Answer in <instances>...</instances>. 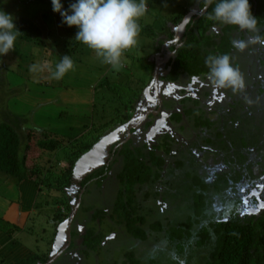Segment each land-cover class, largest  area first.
I'll return each instance as SVG.
<instances>
[{"label":"trees","instance_id":"obj_1","mask_svg":"<svg viewBox=\"0 0 264 264\" xmlns=\"http://www.w3.org/2000/svg\"><path fill=\"white\" fill-rule=\"evenodd\" d=\"M62 2L64 8L68 9L74 0H62ZM210 2L207 12L202 17L195 21L191 19L188 23L180 43L171 44L166 49L162 39L157 41L155 54L150 64L147 62V57H136L135 53L127 55L131 61L122 60L123 66L116 71H113L111 65L105 64L106 68L109 67L105 70V77L92 90V94L95 92L97 98V100L94 98L95 103L93 96L91 99L93 115L99 114L94 112V108L99 104L102 109L106 105L113 104L116 106L114 111H117L118 114L114 116L110 114V118L118 117L116 124L111 123L110 126L102 130L105 123L99 126L96 122L90 123V126L85 125V128H81L78 138L72 139L57 136L47 129L35 128L28 124L23 116L1 108L0 172L13 177L18 183H32L40 194H47V199L51 200V203H48L47 200L43 203L59 211L57 212L59 214L55 216L53 236H57V226L69 219L81 193V204L74 221L82 225L84 231L79 233L78 229L74 228L72 244L67 250L72 253L75 251V254L71 257L63 253L52 264H90L91 255L98 257L96 264H106L101 258V250L107 242L114 243L116 241H126L127 244H133L136 241L141 244L151 242L154 249L148 251L141 248L137 254L133 249L123 248L120 250V254L117 253L108 264H264V165L260 167L259 177L255 178L249 170V164L245 161L242 163L240 160L242 157L237 154L236 160L229 161L235 169L231 170L228 177L220 179L223 185L207 184L197 176L195 171L192 172L196 161L193 157L188 159L182 155L185 147L179 149L177 159L167 162L161 157L159 147L153 146L149 150L144 146L145 150L136 149L132 153V149H129L132 147L130 145L132 139H130L123 148L117 149L115 152H112L113 147L110 149V154L114 157L106 167L108 171L117 172L114 177L118 189L107 213L93 211V208L85 203L90 192L89 184L86 186L87 183L93 177L105 173L107 171L104 170L105 167L92 175L85 176L82 182L73 181V172L78 160L88 153L103 136L108 135L113 130V126L119 127L123 122L128 121L132 116L130 113H133L131 110L133 103L137 104L141 100L145 83L133 80V77L125 73L128 64L132 62V64L143 66V68L145 65L152 68V62L154 63L175 51L166 65L162 67V69L168 70V77L164 78L165 81H173L178 77H196L209 73L205 64L208 55H229L234 49L232 45L234 40L249 41L250 36L255 39L264 38V0H249L252 14L257 18L258 31L256 32L241 31L237 26L209 20L208 16L212 13L218 0H210ZM206 4L207 0H201L200 8ZM50 13H54L53 10ZM183 14L180 13L172 18L171 24L182 20ZM56 18L59 19V22L56 21ZM15 22L21 32L16 43L24 44L26 49H30V52L33 49L36 52L35 55L30 54L29 51L24 54L25 58L29 57L30 60L36 61L41 57V51L50 52V49H53L55 52H50L47 58L54 60L53 65L56 67L64 55H68L73 61H76L74 60L75 55H81L86 46L75 40L77 29L64 25L57 13H54L53 16L43 13L39 17ZM58 23L61 25L60 30L57 29ZM214 26L220 28L219 35L212 30ZM52 27L57 32L53 40L49 39L50 36H53L49 34ZM59 31L70 36V39L62 37ZM139 34L156 36L155 31L149 25L145 27L140 25ZM232 34L234 39H232ZM169 37L172 38L171 35ZM48 40L52 41V46L48 45ZM21 44L19 47L15 45V50H19L18 54L22 56ZM179 44L182 45L177 48ZM48 46L51 48L49 49ZM138 48L136 50L140 53L139 51L143 50V47ZM11 53L5 59L13 58L14 61L16 56L11 57ZM125 53L128 52L125 51ZM2 58L0 57V74H3L4 69L9 71L7 67L11 66L7 63L3 64L2 60L4 61V59ZM79 62L76 61V63ZM32 63L29 60L24 61L26 65L32 66ZM19 66L21 65L19 64ZM29 72L30 70H27V74ZM123 76L130 81H123ZM0 80L3 86L6 85L3 77ZM119 87L123 89L118 91ZM121 106L124 108L122 111L119 109ZM106 110H101L100 115L104 116ZM105 117H109V115ZM102 120L104 121V118ZM201 121V118L195 117V115L188 119L194 129L199 128L195 131H200L196 137L191 135L195 141L205 127ZM25 130L26 133H22ZM226 133L229 144L234 148L238 144L245 145L244 142H238V133L235 130ZM219 135L221 138L224 136L221 133ZM203 141L212 147L217 141V136L215 138L206 137ZM195 147H198V144ZM63 149H66L65 159L55 162L56 158H52V156L58 151H64ZM162 150L165 155H168L167 148ZM44 159L47 161L45 160L42 165L41 162ZM171 162L173 164H170ZM61 163L64 165L59 168ZM176 171L178 174H174V176L173 173ZM168 175H171L173 179L176 178L174 181L173 179H169V181L173 183H176V180L179 181L175 185L176 187L174 185L170 187L167 184L169 182ZM102 179H105V176ZM76 185L78 187L74 189ZM185 185H189L188 189ZM173 188L175 190L184 188L183 199L187 203L185 205L187 214L184 213L186 216L189 214V217L180 219L175 216H166L160 219L159 215L167 214L169 200L178 201L181 199L179 197L174 200L170 195ZM82 189H84L83 192H81ZM50 193L56 197L50 196ZM213 195H217L222 200V207L219 210L214 209L211 205L210 196ZM83 198H85L84 203ZM160 200L163 202H161L162 204ZM229 201L233 205L227 209L226 204ZM238 208L241 209L240 212H237ZM38 211L42 212V208ZM100 212L103 214L100 215ZM163 220L164 222H162ZM102 222H106V224L104 225ZM6 225L7 223L0 218V232L13 235L16 228L6 229ZM77 235L78 237H76ZM55 240L56 237H53L50 241L51 249L48 253L36 254L12 264L48 263L55 257L53 252ZM75 240L78 242L76 243ZM59 249L56 252H59ZM0 264H5V262L1 260Z\"/></svg>","mask_w":264,"mask_h":264},{"label":"rangeland","instance_id":"obj_2","mask_svg":"<svg viewBox=\"0 0 264 264\" xmlns=\"http://www.w3.org/2000/svg\"><path fill=\"white\" fill-rule=\"evenodd\" d=\"M200 1L201 0H145L147 10L145 15L140 18L138 23L144 27L149 25L151 29L155 31L156 36H144L139 34L137 38V45L127 50L128 53H124L122 60H126L127 62H129L128 60L130 59L127 58V55L135 53L134 55L136 57H147V62L150 64L151 60L154 57L155 47L159 39L163 40L166 49L171 44L180 43L184 36V33L180 37H176V31L180 28L181 24L184 21L186 22L188 21V19L190 20V18H192L196 13L200 11ZM0 11H4L12 15L15 18V21L28 18L32 19L36 16L39 17L42 16L43 13H48V15L51 16H53L54 14L50 13L52 11L51 0H0ZM201 11H203V9ZM180 13H184V17L182 18V20H180L176 24H171L172 18L176 17ZM56 21L59 22V19L56 18ZM57 25V29L60 30V23H58ZM53 28L54 27L51 28V31L49 33L50 35H53L49 37V39L52 38L51 40L54 39L53 37L57 33L56 31H54ZM59 32L62 37L70 39V36H66L62 31ZM170 35L172 36V38L169 37ZM51 40H48V45L52 46ZM20 44L21 43L15 42V45H17L18 47L20 46ZM138 47H143V50H138L140 53H138L136 50L139 49ZM249 47L255 49L257 45H255V43L252 45L248 43L246 48ZM48 48L50 49L51 47L48 46ZM245 50L243 54L244 57L246 56ZM18 51L14 50L10 55L11 57L16 56L14 61L13 58L5 59L6 56L2 58L4 59V61L2 60L3 64L7 63L11 66L7 67L9 71L4 69L3 74H0V79L1 77H3V80L6 83V85L3 86L2 81L0 80V110L1 108H6L8 111H11L16 115L23 116L28 121V124L32 125L35 128L47 129L48 131L54 133L57 136H64L66 138L68 137L72 139L78 138V136H80L81 128H85V125L90 126V123L96 122L98 126L105 123V125L102 126L103 130L110 126L111 123L116 124L118 122V117L116 118L115 116L113 118H110V114H113V116L118 114L117 111H114L116 106L113 104L106 105L103 109L102 107H100L99 104L98 107L94 108V112H97L99 114L93 115L92 103H95V100H97L96 93L93 92L92 94V90H94L93 87L104 79L105 70L109 68H106L105 63L102 62V58L98 57L94 50L91 51L89 47L85 46L83 53H81V55L77 54L74 57V60L80 62L76 63V61H73L75 67L71 71L66 73L67 75L65 74L63 78H61L59 81L51 78V74L55 71L56 67H54L53 65L54 60L47 58L49 57L50 52H55V50L50 49V52L46 50L41 51V57H39L36 61H34L33 59L30 60L29 57L25 58L24 54L27 51L30 52V49H26L24 44H21L20 51L22 56L18 54ZM30 54L35 55V50L33 49ZM240 56L241 54L238 55V57ZM165 58H167V56ZM44 59L46 60L45 63ZM249 59L250 60H248V63H251L252 58L249 57ZM25 60L33 62L32 66L37 65V70L32 71V66H30L29 64H24ZM19 64L21 66H19ZM252 64L256 66V60ZM155 69L156 65L154 67L153 62L152 68L146 67V65L143 68V66H138L134 63L132 64L131 62L130 64H128V68H126L125 73L128 74L130 77H133V80H139L142 83L144 82L145 86H148V83L150 82L152 77H154ZM27 70H30L28 74ZM116 70L117 69H113V71ZM122 79L125 82H127L128 80L130 81V79H127V77L124 76L122 77ZM262 81L263 80L259 78L258 87L264 86ZM122 89V87H119L118 91ZM92 96L93 102L91 100ZM144 96L145 90L141 94V99ZM234 98L236 100V103L239 104L241 110L244 111V115L240 116L239 119L249 114L250 111L254 113L252 117L255 120L252 123L245 125V127H240L239 132L241 133V136H245V139L246 137H255V135L263 138V140L258 139L254 142L255 145L260 147L259 149L254 151V156H249V158L251 159L249 162V170L252 171L253 175L256 178L259 177L261 170V168L256 167L255 165L256 159L258 157H261L262 155L264 156V116H262V114H264V97L260 98V96H253V98H248L247 96H243L241 98V95L237 94ZM139 101L137 104L136 102L133 103L134 107L132 106L131 108L133 113H130V115L132 116L130 118L128 117L129 120H126V123L123 122L121 126L126 127L127 125H130L129 123L132 124L133 122H135L136 125L138 124V122H140L145 113H143L142 111H138L142 110L143 106L141 105L142 100ZM88 108H90V113ZM104 109H107L104 116L100 115L101 110ZM119 109H121L122 111L124 108L123 106H121ZM88 113L90 115L89 118L87 117L86 119L87 123L82 122V117H84V115ZM139 113H141L140 117H138ZM108 115L109 117H105ZM103 118L104 121L102 120ZM110 120L111 122L109 123ZM145 125L143 126V128L141 127L139 129L131 130L132 142L130 145L132 147H130L129 149H132V153H134L136 149H138V143H141L142 138L145 136ZM116 127V125L113 126V130L110 132V134L113 135V143L111 142L107 150V158L104 154V150H102V145L103 147L105 145L104 143L100 146L101 151H97L94 154L95 156H92L93 158L90 157L91 161L89 160L90 158H86L89 160H87V176L92 175L94 172H97L99 169L107 166L109 156L111 157L110 149L112 145L118 139L124 136L123 133H118L119 130H115ZM126 128L128 129V127ZM136 132L139 134H137V138H135ZM22 133H26V130ZM127 136L128 133L126 130V138ZM103 137H107V135ZM103 141L104 140H102L101 142ZM244 142L246 143V140H244ZM245 147H250V145L246 144ZM114 148H112V152ZM63 150L64 151H58L55 155L52 156V158H56L55 162L58 160L60 161L65 159L66 149ZM259 150H261L262 153H259L258 156ZM239 153L243 154L245 153V151L240 150ZM101 158L103 160H101ZM47 159L50 161L49 158ZM259 159L260 158H258L257 160ZM45 160L46 159L41 162L42 165L44 164ZM85 160L84 163H86ZM260 161L264 165V157L261 158ZM241 162L243 163L244 160H241ZM63 165L64 164L61 163L58 167L61 168ZM198 166L200 167L197 170V172L199 173L198 175L207 184L211 183L212 181H215L217 179V176L219 177L225 171H227V169L223 166L221 162H219L218 160H214L211 156H205L202 161L198 162ZM79 176V173L74 174L73 172V181L82 182L83 179L79 180ZM169 177L173 179L171 175H169ZM175 179L176 178H174L173 181ZM12 181L14 182L15 186L9 185V182ZM90 182L91 183L89 184V188H96V190H93V198L98 199V201H100L101 199L103 207H108L111 204L113 197V189L109 188V183L107 184L105 191L102 188L103 183L98 181L96 178H93ZM176 182L179 181L176 180ZM88 183L86 186H88ZM185 186L186 189H188L189 185ZM77 187L78 186H74V189H77ZM83 190L84 189H82L81 192H83ZM171 191L172 193L170 195L173 196L174 200L179 199V197L182 200H169V205L167 206V214L159 215L160 219H163L166 216H175L179 217L180 219L189 217V214L186 216L187 210L185 209V205H187V203L185 199H183L184 188L181 190H175L173 188ZM39 194L40 193L34 184L27 182L17 184L14 179L6 175H2L0 173V199L9 202L11 200L14 202L20 201V204H22V210L24 211H29L27 206H32L34 203L36 204L34 206V213H30L29 218H27L24 222L21 221L19 223L18 217L13 220V217L15 216L14 209L11 212V214L13 215L12 219L10 217L5 219L4 217H1L2 213L5 212V207L3 204L0 203V218L5 223H7L5 228H16V231L13 232V235H7L5 232H0V261H4L5 264H12L18 260L28 259L36 254L42 255L44 253H48V251L51 249L50 241L53 237H65L60 240L59 244L64 243V240L66 243L68 242L66 230L68 220L64 228L65 234L63 236H53V232L55 230V228H53V225L56 223L55 216L59 214L57 213L59 211L57 209H54L52 206H47L43 203V201L46 200L48 203H51V200L49 201V199H47V194ZM53 195V193H50V196L53 197ZM55 197L56 196L54 195V198ZM93 198L91 197L90 201H92ZM84 199L85 198H83V203ZM210 200L211 205L214 209L219 210L222 207V200L217 195L210 196ZM161 202L162 201L160 200V203ZM232 205V202L229 201V203L226 204L227 209H230ZM40 208H42V212L38 211ZM240 211L241 209L238 208L237 212ZM184 212H186V214ZM11 221H15L17 225L15 226V223L12 224ZM162 222H164V220ZM102 223L104 225L106 224V222ZM62 224H65V222ZM72 236L74 237V227ZM57 247L56 249L59 248ZM153 247L154 245L151 242H146L145 244H141L137 241L133 244H127L126 241H116L114 243L107 242L101 250V258L104 263L108 264L114 258V256L119 253L120 250H122L123 248L133 249L138 254L139 249L141 248H143L144 250L151 251V249H154ZM57 253L58 252H55V255ZM91 256L92 258L90 264H96V261H98V257L95 255Z\"/></svg>","mask_w":264,"mask_h":264},{"label":"flooded vegetation","instance_id":"obj_3","mask_svg":"<svg viewBox=\"0 0 264 264\" xmlns=\"http://www.w3.org/2000/svg\"><path fill=\"white\" fill-rule=\"evenodd\" d=\"M210 0H207V4L200 9L198 13H196L192 19L197 20L200 17H202L208 10L210 6ZM205 7H207L206 11L204 10ZM200 13V14H199ZM202 14V15H201ZM212 30L219 35L221 33L219 27H212ZM232 39H234V35L232 34ZM249 40L253 41L250 44L257 45L255 49H252L251 47L246 48V56L244 57V51L241 52L240 50L234 48L233 51L229 54L232 58L233 66L238 68L240 72L243 74L246 87L243 92H232L231 89H217L215 86L211 83L209 80V73L206 75H200L196 77H182L177 78L176 80L170 81L164 79L165 77H168V70L162 69L163 66L166 65V63L169 61V59L173 56V53H169L166 56H169L168 60L165 58H161L160 60H157L154 62L157 66L159 64V70H158V80H157V87L154 84L153 77L148 83V86L146 85L144 90L149 88V97L145 94V96L141 99L142 100V111L145 113V115L142 117L140 122L145 117V120L140 125L139 128L144 127L145 136L142 138L141 143H138L137 146L140 151L145 150L144 146H146V149L151 150L154 147H159L160 152L162 154V158L169 162L174 161L177 159V156L179 154V149L185 147V150L183 151L184 154H182L184 157L191 159H195V167L192 172H196L197 176H199L197 170L200 168L198 166V162L202 161L205 156H211L214 160H218L223 164V166L227 169L221 176H217V179L215 181H212L211 183H218L220 186H222V178L228 177V175L232 172L231 170L234 168L232 164L230 165V160H236V155H240L242 158L240 160H244L249 164L250 158L249 156H254V151L259 149L260 146H257L254 144L255 141L258 139L263 140V138L258 137L255 135L251 138L245 136H241V133L239 132L240 127L252 123L255 119L252 117L253 112H249V114L245 115L244 117H241L244 115V111L241 110L239 104L236 103L235 95H241V98L243 96H247L248 98H253V96H260V98L264 97V86L258 87L259 78L263 80L264 85V38H254L249 37ZM218 41V40H217ZM247 42V41H246ZM182 44H179L177 48H179ZM233 45V44H232ZM238 57V55H240ZM249 57L252 58L251 63H248ZM255 57V58H253ZM164 60V61H163ZM256 60V66L252 63ZM152 82V83H151ZM155 90V94H154ZM244 108V107H243ZM149 109V110H148ZM148 110V111H147ZM146 111V112H145ZM141 112V113H142ZM141 113H139L138 117H140ZM246 114V113H245ZM181 115V116H180ZM199 117L201 118V123L205 126L202 132L200 133V136L195 139H192V136L196 137V134H199L200 131L196 132L191 125L189 124L188 119L191 117ZM264 116V114H262ZM138 122V123H140ZM257 122V121H255ZM131 125H135V122H133L130 125H127L126 127H129ZM258 125V124H257ZM123 126L117 127L115 130H119L120 134H124V136L120 139H118L112 147L113 152L117 149L123 148V146L132 139V134L130 135V138L127 140L126 138V130L127 128ZM137 128V129H139ZM224 128V129H222ZM231 132V130H235L238 133V142H244L246 140L245 145L242 146V144H238L235 148L229 144L228 142V135L225 132ZM114 130V131H115ZM221 133L224 136L219 135ZM138 133L136 132L135 138H137ZM218 134V135H217ZM192 135V136H191ZM217 136V141L214 143L212 147H209L205 142L203 141L206 137H213L215 138ZM252 140V141H251ZM220 142H222L220 144ZM198 147H195L197 146ZM246 144H249L250 147H245ZM226 146V147H225ZM167 148L169 150L168 155L164 154V151L162 149ZM229 148V149H228ZM240 150L245 151V153H239ZM163 151V153H162ZM259 153L261 154L262 151L259 150ZM247 155V156H246ZM114 155L109 156L107 167L109 163L113 160ZM261 157L258 158H263ZM257 158V159H258ZM256 159V167H261L262 162ZM228 162V164H227ZM170 164H173L171 162ZM263 166V164H262ZM107 167H105L104 170H107L105 173L100 174L98 177H93L99 180L101 183H103V190L106 191V186L109 183V188L113 189V197L115 193L117 192L118 185L116 184L115 180V173L114 171H108ZM103 169V168H102ZM235 169V168H234ZM99 169L98 171H100ZM252 173V171H251ZM115 174V175H114ZM178 174V172H174L173 175ZM253 174V173H252ZM174 175V176H175ZM105 176V179H102V177ZM167 176V174H166ZM92 178V179H93ZM199 178H201L199 176ZM91 179V180H92ZM171 179L168 175V181ZM90 180V181H91ZM89 181L88 184L91 182ZM176 182V181H175ZM205 182V181H204ZM176 183H173L172 181L167 182L170 187L175 186ZM105 184V185H104ZM96 190L95 187L89 188V196L86 198V205L90 208H93V211H103L104 213H107L109 211L108 207H103L101 199L98 201V199H94V191ZM84 191V190H83ZM81 194V193H80ZM81 196V195H80ZM91 197L93 198L92 201H90ZM112 197V199H113ZM79 199V196H78ZM81 201V200H80ZM78 203V201H77ZM81 204V202H80ZM80 207V206H79ZM92 211V212H93ZM103 214L100 212V215ZM98 222V221H97ZM82 225H79L78 222H75L73 220L71 227H70V242L62 243L59 252H62L60 256L63 255V253H66L65 255L73 257L75 254L71 252H67V250L70 248L72 244V235H73V227L77 228L79 233L81 231H84L81 227ZM75 232V229H74ZM78 237V235L76 236ZM112 237V236H110ZM76 241V240H75ZM78 241H76L77 243ZM59 256V257H60Z\"/></svg>","mask_w":264,"mask_h":264},{"label":"clouds","instance_id":"obj_4","mask_svg":"<svg viewBox=\"0 0 264 264\" xmlns=\"http://www.w3.org/2000/svg\"><path fill=\"white\" fill-rule=\"evenodd\" d=\"M51 4L53 12L60 15L64 25L77 29L75 40L94 50L102 62L113 69L122 67L125 51L137 45L140 33L138 21L147 10L145 0H74L68 9L64 8L62 0H51ZM208 19L237 26L241 31H258L257 18L252 14L249 0H218ZM20 33L15 18L0 11V57L15 50ZM251 42L234 40L233 47L243 52ZM205 64L209 69V80L215 88L231 89L234 93L244 91V76L233 66L230 55L210 54ZM73 68L71 57L64 55L51 78L59 80ZM31 70L36 71L37 65H33Z\"/></svg>","mask_w":264,"mask_h":264},{"label":"water","instance_id":"obj_5","mask_svg":"<svg viewBox=\"0 0 264 264\" xmlns=\"http://www.w3.org/2000/svg\"><path fill=\"white\" fill-rule=\"evenodd\" d=\"M206 9H207V7H205V9L203 10L204 12L206 11ZM202 15V14H201ZM189 19H188V21H184L182 24H181V26H180V28L179 29H177V33H176V37H180L184 32H185V29H186V26H187V24L189 23ZM168 58H169V56H167V60H168ZM158 70H159V64L156 66V69H155V71H154V77H153V80H154V84H155V86L157 87V80H158ZM145 94L147 95V97H149V88L148 89H146V91H145ZM145 120V117L143 118V120L140 122V123H138V124H136V125H131V126H129L128 127V129H127V133H128V138H127V140L130 138V132H131V130H133V129H137V128H139L140 127V125L143 123V121ZM119 133V132H118ZM102 140H104L103 142H101ZM99 140V144L97 145H95V146H93V148L88 152V153H86L85 155H83L82 157H81V159L80 160H78V162H77V164H76V167H75V169H74V174H77V173H79V180H82L85 176H87L86 174H88L87 173V170H88V161L90 160L91 161V158H93L95 155V153L97 152V151H101V145L104 143L105 145H104V147H103V145H102V150H104V154L106 155V153H107V150H108V148H109V146H110V144H111V142H112V140H113V135L112 134H109V135H107V137H103V138H101ZM101 142V143H100ZM113 143V142H112ZM109 144V145H108ZM104 148V149H103ZM94 155V156H93ZM93 156V157H92ZM91 157V158H90ZM86 158H90L89 160L88 159H86ZM106 158H107V155H106ZM86 159V160H85ZM84 160H85V162L86 163H84ZM88 160V161H87ZM101 160H103L102 158H101ZM76 183H78V182H80V181H75ZM77 186V185H76ZM81 195V194H80ZM79 195V199H78V203L76 204V206L74 207V209L72 210V212H71V214H70V216H69V219H68V222H67V228H66V230H67V237H68V242H70V227H71V224H72V222H73V220H74V218H75V216H76V213H77V211H78V209H79V206H80V200H81V196ZM66 222H65V224H62V226L60 227V229H59V233H58V235L59 236H63L64 234H65V230H64V228H65V226H66ZM62 238H65V237H56V240H55V242H54V247H53V252L55 253L59 248H60V246H61V244H59V242H60V240L62 239ZM59 248H58V247ZM56 247L58 248V249H56ZM61 253L62 252H58L56 255H55V257L51 260V261H49L48 263H46V264H52V263H54L58 258H59V256L61 255Z\"/></svg>","mask_w":264,"mask_h":264},{"label":"crops","instance_id":"obj_6","mask_svg":"<svg viewBox=\"0 0 264 264\" xmlns=\"http://www.w3.org/2000/svg\"><path fill=\"white\" fill-rule=\"evenodd\" d=\"M88 110H89V113H90V108H88ZM85 114L84 115V117H82V119H83V121L82 122H85V123H87V121H86V119H87V117L89 118V115L90 114ZM1 173V172H0ZM2 174V173H1ZM2 175H4V174H2ZM7 176V175H6ZM8 177H10V176H8ZM10 178H12V179H14L13 177H10ZM14 181H16V183L18 184V182H17V180H15L14 179ZM9 185H14V182L12 181V182H9ZM15 186V185H14ZM1 198V197H0ZM0 203L1 204H3L4 205V207H5V212L4 213H2V215H1V217H4V219L5 218H11L12 219V214H11V212H12V210L14 209V212H15V216L13 217V220L16 218V217H18V219H19V223L21 222V221H25L27 218H29V214L30 213H34V211H35V208H34V206H35V203L32 205V206H27V208L29 209V211H24V210H22V204H20V201H16V202H14V201H6V200H2V199H0ZM12 222V224L13 223H15V226L17 225L16 224V222L15 221H11ZM62 226V224H60L59 226H57V235H58V233H59V229H60V227Z\"/></svg>","mask_w":264,"mask_h":264}]
</instances>
